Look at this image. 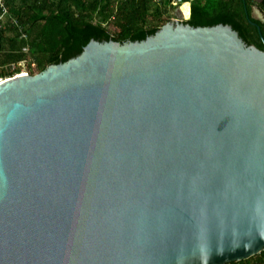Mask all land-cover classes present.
<instances>
[{
	"label": "water",
	"instance_id": "95a60500",
	"mask_svg": "<svg viewBox=\"0 0 264 264\" xmlns=\"http://www.w3.org/2000/svg\"><path fill=\"white\" fill-rule=\"evenodd\" d=\"M185 19L0 82V264L264 251V49Z\"/></svg>",
	"mask_w": 264,
	"mask_h": 264
},
{
	"label": "trees",
	"instance_id": "16d2710c",
	"mask_svg": "<svg viewBox=\"0 0 264 264\" xmlns=\"http://www.w3.org/2000/svg\"><path fill=\"white\" fill-rule=\"evenodd\" d=\"M186 2L191 3L186 23L230 24L247 43L264 49L258 29L259 25L264 36V22L252 18L254 0H182L180 4L174 0H4L8 14L0 27V76L20 73L23 60L31 74L65 62L79 55L93 38L143 40L174 18ZM260 7L264 12V1ZM227 264H264V251Z\"/></svg>",
	"mask_w": 264,
	"mask_h": 264
},
{
	"label": "built area",
	"instance_id": "2783aa9c",
	"mask_svg": "<svg viewBox=\"0 0 264 264\" xmlns=\"http://www.w3.org/2000/svg\"><path fill=\"white\" fill-rule=\"evenodd\" d=\"M182 3V0H174V4H180ZM0 9H2V14L0 15V27L2 26L3 21L5 20L7 14H8V8L4 3V0H0ZM24 50H27L26 48ZM20 65L22 66V70L20 73H17L15 75L12 76H18V75H22V74H31V70L29 68V64L26 60H23L20 62ZM31 66L34 68L36 66V64L34 62H32ZM11 69L14 70L15 69V64H11ZM12 76H8V77H2L0 76V81L1 80H5L7 78H10Z\"/></svg>",
	"mask_w": 264,
	"mask_h": 264
},
{
	"label": "rangeland",
	"instance_id": "374dc122",
	"mask_svg": "<svg viewBox=\"0 0 264 264\" xmlns=\"http://www.w3.org/2000/svg\"><path fill=\"white\" fill-rule=\"evenodd\" d=\"M188 3L191 5L190 2H186V3L182 6V10H183L185 16H186V14H187V12H188V7H187V4H188ZM32 72H33V71H32ZM3 80H4V79H3Z\"/></svg>",
	"mask_w": 264,
	"mask_h": 264
},
{
	"label": "flooded vegetation",
	"instance_id": "af4514ba",
	"mask_svg": "<svg viewBox=\"0 0 264 264\" xmlns=\"http://www.w3.org/2000/svg\"><path fill=\"white\" fill-rule=\"evenodd\" d=\"M256 4V3H255ZM259 7H260V4H259ZM261 8V7H260ZM263 12V11H262ZM189 16V9H188V12H187V14H186V17H188Z\"/></svg>",
	"mask_w": 264,
	"mask_h": 264
},
{
	"label": "clouds",
	"instance_id": "9594fccd",
	"mask_svg": "<svg viewBox=\"0 0 264 264\" xmlns=\"http://www.w3.org/2000/svg\"><path fill=\"white\" fill-rule=\"evenodd\" d=\"M185 4V3H184ZM184 4H182V5H180L181 7L184 5ZM187 18V17H186Z\"/></svg>",
	"mask_w": 264,
	"mask_h": 264
},
{
	"label": "crops",
	"instance_id": "0c3cea01",
	"mask_svg": "<svg viewBox=\"0 0 264 264\" xmlns=\"http://www.w3.org/2000/svg\"><path fill=\"white\" fill-rule=\"evenodd\" d=\"M190 8H191V5H190ZM190 13H191V9H190Z\"/></svg>",
	"mask_w": 264,
	"mask_h": 264
},
{
	"label": "bare ground",
	"instance_id": "6f19581e",
	"mask_svg": "<svg viewBox=\"0 0 264 264\" xmlns=\"http://www.w3.org/2000/svg\"><path fill=\"white\" fill-rule=\"evenodd\" d=\"M185 15V14H184ZM3 80H1L0 82H2Z\"/></svg>",
	"mask_w": 264,
	"mask_h": 264
}]
</instances>
